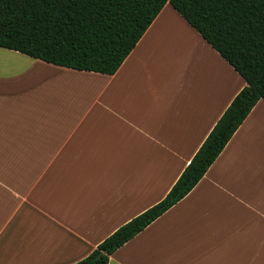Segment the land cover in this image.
Returning <instances> with one entry per match:
<instances>
[{
	"label": "crops",
	"instance_id": "1",
	"mask_svg": "<svg viewBox=\"0 0 264 264\" xmlns=\"http://www.w3.org/2000/svg\"><path fill=\"white\" fill-rule=\"evenodd\" d=\"M247 85L167 4L114 75L0 47V264H75L162 201ZM109 264H264V100Z\"/></svg>",
	"mask_w": 264,
	"mask_h": 264
},
{
	"label": "trees",
	"instance_id": "2",
	"mask_svg": "<svg viewBox=\"0 0 264 264\" xmlns=\"http://www.w3.org/2000/svg\"><path fill=\"white\" fill-rule=\"evenodd\" d=\"M170 4L246 81L166 197L75 264L110 257L184 199L264 100V0H0V47L114 75Z\"/></svg>",
	"mask_w": 264,
	"mask_h": 264
}]
</instances>
